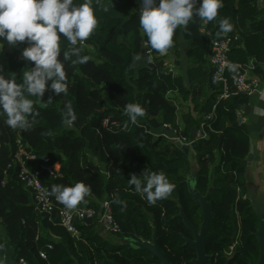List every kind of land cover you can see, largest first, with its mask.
<instances>
[{
    "label": "trees",
    "instance_id": "trees-1",
    "mask_svg": "<svg viewBox=\"0 0 264 264\" xmlns=\"http://www.w3.org/2000/svg\"><path fill=\"white\" fill-rule=\"evenodd\" d=\"M140 4L141 0H99L94 4L98 26L79 53L90 59L83 64L72 63L75 55L65 60L63 52L68 45L61 40L59 59L68 77L67 95L49 90L39 99L31 97L38 114L29 117L31 126L27 129H11L5 123L6 117L0 115V258L5 259L8 245L13 264L19 259L28 264H160L148 252H130L108 242L105 235H109L97 217L107 200L114 222L120 227L117 236L149 240L154 224L158 246L168 260L172 264H192L194 250L183 246L182 238L189 231L177 216L180 206L191 226L199 229L202 222L200 208L190 197L185 182L189 159L173 143L161 145V139L155 140L146 132H156L164 124L176 127L179 106L170 95L174 92L181 100H190L197 113L194 116L188 107L179 109L183 124L180 136L190 137L216 105L214 117L207 122L212 131L207 127L209 138L197 141L195 154L199 174L194 182L198 191L204 195L213 186L209 195L213 217L205 251L214 258L230 245L237 234V209L242 219L244 251L247 256L253 252L251 259L256 262L258 245L253 234L257 221L245 195L244 181L250 137L247 124L240 119L249 97L230 94L217 101L222 86L213 79L208 58L213 40L236 34L238 41L229 53L231 61L243 65L253 59V75L260 82L264 79V0H223L217 18L204 25L206 33L199 32L204 23L195 14L186 28L178 27L173 36L175 43L167 53L178 59L179 39L184 38L188 45L185 76L168 72L163 66L164 56L150 48L139 27ZM104 7L109 10L104 11ZM223 17L229 19L233 29L217 35L219 19ZM24 46L21 42L12 48L0 42V69L6 76L15 74L17 82L34 63L21 57ZM137 53L143 62L138 68L139 61H133ZM69 101L77 117L71 128L65 119ZM129 102H138L146 109V115L138 117L142 127L130 125L124 113ZM104 119L119 127L103 128ZM17 133L38 163L60 164L61 177L52 178L46 172L41 175L45 186L51 189L53 184L73 185L76 181L91 186L84 204L97 214L85 224H76L77 236L58 226L56 216L40 214L30 206L31 195L19 182L12 164ZM145 171L165 172L176 184L173 193L149 204L130 190V176ZM117 199L126 202L123 211ZM40 252L46 254L45 260L40 258Z\"/></svg>",
    "mask_w": 264,
    "mask_h": 264
},
{
    "label": "clouds",
    "instance_id": "clouds-1",
    "mask_svg": "<svg viewBox=\"0 0 264 264\" xmlns=\"http://www.w3.org/2000/svg\"><path fill=\"white\" fill-rule=\"evenodd\" d=\"M99 0H0V42H7L12 48L24 43L21 57L25 62H34L29 70L23 72L21 82L16 75L6 76L0 69V115L6 117L5 123L11 128L27 129L31 126L30 116L38 114L35 101L51 90L54 94L68 93L67 75L61 54V40L68 47L63 52L65 60L73 64L86 63L90 57L81 56V46L96 30L98 17L94 4ZM198 5V6H197ZM223 0H141L139 27L147 36V43L160 55H164L174 45V32L178 27L186 28L194 14L207 24L218 16ZM104 7V11H108ZM233 24L227 17L219 19L217 35L232 31ZM141 60L137 53L133 61ZM130 67H134L130 65ZM15 73V72H13ZM51 99V97H49ZM46 106V105H41ZM65 119L68 124L76 120L75 110L69 101L66 105ZM124 113L132 124H138V117L146 115V109L138 102H129ZM128 126L125 122L124 127ZM128 185L140 194L149 204L168 198L176 188L163 171H145L142 175L132 174ZM65 205L75 208L87 203L91 186L83 181L73 185L53 184L48 193ZM116 203L126 208V202L117 199ZM0 264H5L0 258Z\"/></svg>",
    "mask_w": 264,
    "mask_h": 264
},
{
    "label": "built area",
    "instance_id": "built-area-1",
    "mask_svg": "<svg viewBox=\"0 0 264 264\" xmlns=\"http://www.w3.org/2000/svg\"><path fill=\"white\" fill-rule=\"evenodd\" d=\"M237 41L238 36L233 34L211 42L208 65L212 69L213 79L222 86V93L217 96V101L228 98L230 94H245L248 97H259L263 95L261 82L253 75L254 60L251 59L247 64L242 65L232 62L229 57L230 50ZM215 108L216 105H213L210 113L204 116L203 121L193 130L190 137L180 136L179 132L181 129L177 124H175L176 127L164 124L162 130L167 133L164 136L171 137L168 136V133H173L174 139L171 140L172 143L177 141L181 145L190 147L193 142H197L204 138L206 134L205 129L207 127L212 131L207 122L214 117ZM101 125L108 130H111L114 126L119 127L116 122H110L109 119H104ZM130 125L142 127L139 123H130ZM11 129L17 130L18 128ZM146 132H149L153 136H157L155 134L156 132L148 130H146ZM200 132L203 134L201 135ZM15 144L16 149L12 155V164L17 171L19 182H21L23 187L31 195L30 206L40 214H45L49 217L56 216L58 219V226L67 233L77 236L78 231L76 224H85L88 220L93 219L97 214L96 211L86 206L84 203H80L75 208L69 209L60 203L55 196L48 194L51 189L42 183L41 175L46 172L52 178H59L61 177L60 167H56V164L46 165L38 163L36 156L27 148L21 139H17ZM8 168H11V166L8 165ZM3 184L4 182H2V185ZM97 217L104 232L109 236H117V234L120 233V227L114 222L109 201L105 200L102 203ZM47 248L51 250L52 246L48 245ZM39 256L43 260L46 259V254L44 252H40ZM19 264L27 263L25 260L20 259Z\"/></svg>",
    "mask_w": 264,
    "mask_h": 264
},
{
    "label": "water",
    "instance_id": "water-1",
    "mask_svg": "<svg viewBox=\"0 0 264 264\" xmlns=\"http://www.w3.org/2000/svg\"><path fill=\"white\" fill-rule=\"evenodd\" d=\"M174 146L181 150L185 156L189 159L190 149L195 152L197 148V142H193L191 146L181 145L179 142L174 141ZM248 167V166H247ZM246 167V170H247ZM244 172L245 181V195L249 201V206L254 213L257 221V228L254 232V238L258 245V260L256 264H264V177L260 173L251 174L248 171ZM199 174V165L194 159H189V174L186 176L185 182L187 185V191L194 201L196 207L200 208L202 215V222L199 231H196L190 223L187 221L186 216L182 208L179 206L178 217L182 219L183 224L186 228L191 230L194 235V240H186L185 243L195 248L197 257L192 261L193 264H205L208 256L205 255L203 246L206 241V237L209 231V225L213 217L211 207L209 204V195L212 192L213 186H210L207 192L202 195L194 184L195 178ZM115 245H122L131 248L136 251L148 252L151 257L158 259L160 264H171L167 261L165 254L158 246V238L156 229H153L152 239L148 240H132L129 238H116L114 240Z\"/></svg>",
    "mask_w": 264,
    "mask_h": 264
},
{
    "label": "crops",
    "instance_id": "crops-1",
    "mask_svg": "<svg viewBox=\"0 0 264 264\" xmlns=\"http://www.w3.org/2000/svg\"><path fill=\"white\" fill-rule=\"evenodd\" d=\"M204 25L205 24H203L199 28V32L206 33ZM179 51H180V56L178 59L174 55H170L168 53L164 54L163 55L164 56L163 66L166 68V70L168 72L171 71L174 74H182L185 76V70H186V65H187V56H188V45H187V43L183 37H181L179 39ZM177 61H179V64H177ZM138 63H139L138 67H141L143 65L142 61L141 62L139 61ZM263 67H264V65H263ZM261 85H262L263 95L259 96V97L258 96L249 97L248 106L243 111L244 117L240 118L241 121L244 122L245 124H247V126H248V132H249V137H250V148H251V144L255 145V147L259 151V157H261V155H262V154H260L261 148H264V79L261 81ZM170 95L173 98H175L177 103H178L179 107H178V112L176 113V122L175 123L177 124V126L180 129H182L183 124H182V120H181V111L179 109L181 107L184 109L186 107H188L190 109V111L193 112L194 116H196L197 113L193 111L194 106L192 105L190 100L183 101L174 92L170 93ZM197 127H195L193 130H195ZM193 130H192V132H193ZM205 130L207 131V128ZM252 136H253V139H252ZM154 139L156 140V138H154ZM54 164H56V167H60L59 163H54ZM6 246H8V245H6ZM9 248H6V254H5V259H4L5 264H13L12 258H11V249H9ZM19 260L15 264H19Z\"/></svg>",
    "mask_w": 264,
    "mask_h": 264
},
{
    "label": "flooded vegetation",
    "instance_id": "flooded-vegetation-1",
    "mask_svg": "<svg viewBox=\"0 0 264 264\" xmlns=\"http://www.w3.org/2000/svg\"><path fill=\"white\" fill-rule=\"evenodd\" d=\"M195 184V182H194ZM212 186V185H210ZM209 186V187H210ZM207 192V191H206ZM235 214H236V227H237V234L234 238L231 239V243L230 245L227 247V248H224L220 254H216L214 256V258H212V256L210 254H207L206 251H205V244L207 242V239H208V236H209V233H210V229L208 231V234H207V237H206V241H205V244L203 246V250H204V253L206 256H208V258L206 259L205 261V264H256L257 263V260L256 262L253 261L251 259V257L254 256L253 252H249V255L247 256L246 254V250L244 251V247H245V244L243 243V239H242V219L237 211V209L235 210ZM185 226V225H184ZM201 226V224H200ZM193 227V226H192ZM154 224H153V229H154ZM186 228V227H185ZM194 228V227H193ZM209 228H210V225H209ZM153 229H152V233H153ZM156 229V228H155ZM188 231H189V235L186 234V236L182 235L183 237V246H190L193 248L194 250V253H195V257L191 259V263L193 264V260L197 257V254H196V251H195V248L189 244H186L185 241L186 240H190V241H193L194 240V235H193V232L191 230H189L188 228H186ZM196 231H199V229H196L194 228ZM152 233H151V238L148 240V241H151L152 239ZM254 235V234H253ZM190 236V237H189ZM112 237H115V236H112ZM116 238H114L113 240H115ZM139 239H142V238H139ZM134 240V239H132ZM114 245V244H112ZM116 248L118 249H127L129 250L130 252H134L136 250H133L131 248H128L126 246H122V245H114ZM164 253V251H162ZM165 254V253H164ZM242 256H244L243 258H241ZM165 257H166V254H165ZM235 258L238 259L237 261H235ZM246 258L248 260H246ZM154 259V258H153ZM167 261L169 263H171L168 258L166 257ZM245 259V260H244ZM255 260V259H254ZM172 264V263H171Z\"/></svg>",
    "mask_w": 264,
    "mask_h": 264
},
{
    "label": "rangeland",
    "instance_id": "rangeland-1",
    "mask_svg": "<svg viewBox=\"0 0 264 264\" xmlns=\"http://www.w3.org/2000/svg\"><path fill=\"white\" fill-rule=\"evenodd\" d=\"M136 66L138 67L139 66V63H137L136 64ZM67 127L68 128H71L72 127V125L71 124H68L67 123ZM163 128H161V129H159V130H157L156 131V135L157 136H153V135H151V136H153L154 138H156V139H161V145H163V144H169V143H172L171 142V140H173L174 139V134L173 133H168V136H171V137H165L164 135L165 134H167V133H165L164 132V130H162ZM15 131H18V129L17 130H15ZM200 134L202 135L203 133L202 132H200ZM159 136V137H158ZM204 136V135H203ZM209 138V134H208V132L206 131V134H205V136H204V138L202 139V140H207ZM17 139H20V137H19V133H17V135H16V139H15V141L17 140ZM252 139H253V136H252ZM201 140V139H200ZM16 146V145H15ZM195 154H196V151L195 152H193L191 149H190V156H189V159H191V160H193L194 159V156H195ZM260 154H262L261 155V157H259V151L257 150V148L255 147V145H253V144H251V151L249 152V154L247 155V157H246V160H247V170L246 171H248V173H251V174H256V173H260L261 174V176H263L264 177V148H261V153ZM217 158H218V155H217ZM197 161V160H196ZM105 237H106V239H108V242L110 243V244H114V238H122V237H119V236H115V237H112V236H106L105 235ZM115 245V244H114ZM6 248H9L8 246H6ZM10 249V248H9Z\"/></svg>",
    "mask_w": 264,
    "mask_h": 264
}]
</instances>
